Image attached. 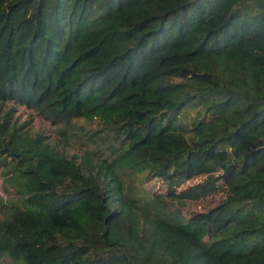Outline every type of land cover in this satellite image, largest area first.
<instances>
[{"label": "trees", "instance_id": "16d2710c", "mask_svg": "<svg viewBox=\"0 0 264 264\" xmlns=\"http://www.w3.org/2000/svg\"><path fill=\"white\" fill-rule=\"evenodd\" d=\"M0 166V264H264V0H0Z\"/></svg>", "mask_w": 264, "mask_h": 264}, {"label": "rangeland", "instance_id": "374dc122", "mask_svg": "<svg viewBox=\"0 0 264 264\" xmlns=\"http://www.w3.org/2000/svg\"><path fill=\"white\" fill-rule=\"evenodd\" d=\"M18 109L19 110L15 113V117H18L20 123H27V125H30V131L32 133H42L48 142L55 145L59 149H65L67 154L80 152L83 148L81 141L77 138L79 135L75 138L66 136L60 133L57 127L50 125V123L38 117L30 115V113L25 111L22 107H19ZM6 161L10 162L11 158L7 157ZM7 179L8 176L4 175L0 166V218L2 217V211L5 210L6 206H8L7 203L15 201L19 198L16 186L13 182H9ZM158 190H162V186H160V184L158 185ZM1 203L3 205H1ZM4 204L6 205L4 206ZM6 263L11 264L7 260Z\"/></svg>", "mask_w": 264, "mask_h": 264}]
</instances>
